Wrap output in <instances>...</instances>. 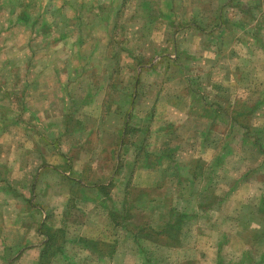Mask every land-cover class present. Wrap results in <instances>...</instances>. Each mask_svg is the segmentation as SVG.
Returning a JSON list of instances; mask_svg holds the SVG:
<instances>
[{"label":"rangeland","instance_id":"1","mask_svg":"<svg viewBox=\"0 0 264 264\" xmlns=\"http://www.w3.org/2000/svg\"><path fill=\"white\" fill-rule=\"evenodd\" d=\"M144 1L155 21L132 4L118 12L121 0H0V264H41L42 242L17 224L13 199L39 210L47 183L56 195L71 191L66 219L82 224L97 213L112 228L96 245L56 234L46 264H112L117 249L125 255L114 264H141L144 249L149 264H217L225 239V264H241V249L251 251L233 225L212 230L204 220L175 218L180 229L168 230L167 251L157 228L194 210V159L212 160L227 142L234 151L221 175L225 190L239 191L227 212L264 190L262 156L242 138L252 129L264 142V49L256 42L264 43V0ZM203 20L211 24L206 36ZM100 186L103 202H85ZM64 199L52 200L57 212ZM22 214L23 227H34ZM140 231L156 242H137Z\"/></svg>","mask_w":264,"mask_h":264},{"label":"crops","instance_id":"2","mask_svg":"<svg viewBox=\"0 0 264 264\" xmlns=\"http://www.w3.org/2000/svg\"><path fill=\"white\" fill-rule=\"evenodd\" d=\"M228 3L229 2H227V3L225 2V3H221V4H217V5H222V6H224L223 8H225ZM212 4H213V2H212ZM241 5L242 6H247L248 4L243 5L239 1L238 2V6H241ZM244 14H245V12H244ZM195 16H197V15H194V22L197 21V20H195ZM220 18H222V19L221 20L218 19V21H226V20H230L231 21L232 20L230 17H220ZM203 21H205V20H203ZM211 21H214V20H211ZM229 33H231V32H227L226 34H229ZM209 144H211V143H207L208 150H209ZM221 149L222 150L226 149L227 151H230V150L234 151V147H232L230 145H224L223 148H218V151L221 150ZM231 154L232 153H228V156L223 161H220V162L218 160H216V157L213 158L212 160L208 161V162L206 160H203L208 166H210V168L214 169V176L213 177H214V179L216 178V180L218 182V183H216L217 186L221 187L220 190L217 189V191H216V197L218 199L219 198L221 199V201L218 202L217 209L210 210V211H204L198 206V203H196V201H194V210L188 211V212L187 211L184 212V209H183V211L179 212V210H178V211L174 212L172 214V216L170 217V219H173V220H170L169 217H168V220H166V221L163 220L162 223L159 224L160 225V226H158L159 228H157V230L160 231V233H159V236H161V237H159V238H161L160 242H162V244H160V247L164 248L165 250L167 249V247L168 248L172 247L173 241L171 242L169 234L168 235H167V233H165L163 235H160V234H162V232L164 233V229H166V226H167L168 222H171L172 225L175 224L176 216H180L182 218H187L189 221H192L194 219V224H198V222H200L201 220H204L206 222L207 226H210L209 228H211L212 230L216 229L218 226H221V227L223 226L226 229V226L228 227L229 225H233L234 229L237 228V230H238V236L239 237L241 236L240 232H242V230H244V228L242 227L240 229V228L236 227L233 223H231V221H232L233 218L237 217V215L238 216L240 215L243 205L251 203L252 206H259L261 204V202L264 200V193H263L264 190H263V192L260 193V195L257 198H255L256 199L255 202H254V199L253 200L252 199L251 200L247 199L246 202H244V203H242V202L237 203L235 208L230 213L227 212L228 211L227 205L232 201V197L237 192H239L238 190L237 191L236 190L231 191L232 189L230 190L229 187L227 188V190H225V186L229 183V181H227V180L225 181L223 175H221V173L223 171L225 172V167L224 166L227 163L226 159L229 158L231 156ZM261 163H263V160L261 161ZM257 164H258V167H260L259 163H257ZM250 172L251 171L246 173L243 176V179L251 177ZM255 172H258V171H255ZM45 175H47V174H45ZM43 180L44 179L42 177V183L46 182V181H43ZM220 182H222V183H220ZM246 185H248V183H243L242 184V186H243L242 188H244ZM100 187H98V188L97 187H92V189H93L92 193H94V195L93 196H88L87 195L88 200H84V201L85 202H89L91 204L99 203V202L101 203L102 197L100 196L101 194L99 192V188ZM84 191L86 192L87 189H84ZM37 194H38V196L43 194L44 195V199H45V202H44L45 206L41 205L40 208L37 207L39 210H37L35 207H33V205H31L30 203H26L23 200L20 201V199L17 196L14 197L13 200L15 202V205L18 208L17 212L19 213V214H17L18 217H16L15 221L16 222L18 221L17 224L20 222V226L23 229L27 228V230H29L28 232H30V233L32 232V238L36 237V240L34 242H42L41 243V248L42 249L37 244H33V243L30 244L29 240H25V239L22 240L23 244L24 245L25 244H30L29 246L33 247L32 248L33 251L35 250L36 246H38L39 247V250H38L39 252H37V253H39L41 255H42V252H43L44 247H45L46 244L47 245L49 244L51 246V244L53 242H56V234H58V233L62 234L61 242H72V239H69V234L71 232L72 235L75 234L74 235L75 238L76 237L78 238V240L76 242L81 241L83 244H85V242H90L89 244L96 245V243H95L96 240H102V237L104 236V234H106L107 231L112 228L111 227V222H110L111 219L109 218L110 219L109 220L107 215H106L107 218L104 217V216L102 218L97 213L94 214L95 219L90 218V216H89V217H87L86 221L84 223H82V224L80 222L76 223V224L74 222H72L71 219L68 218L70 215L66 219L65 218V211L63 212V210H65V208L69 205V203L71 201L72 193H71L70 190H67V189L66 190H62L58 195H56V194H54V192H51L50 186H48V183H47L44 187H43V184H41L40 191H38ZM86 194H88V193H86ZM86 194H83L85 196L84 198H86ZM190 195H191V199L194 200V193H191ZM55 196H59V198H65L64 199L65 201H64V203L62 205L61 212H57L58 208L54 207L53 206L54 204L52 205V200L54 199ZM9 202H11V200H9ZM19 202H21V203H19ZM31 208H32V212H31V214H29ZM188 208H191L190 204H188ZM22 212H26L28 217L32 216L34 218L35 224H34V227H31V229L29 228L28 225L23 227L24 223H23V214H22ZM214 216H216V217H214ZM98 218H102V221H104V224H105V225H102L101 228L99 226H96V223H97L96 221H97ZM213 218L215 220H213ZM105 219L107 220L106 222H105ZM177 224H179V225L176 228H177V231H179L180 222H178ZM254 224H256V223H254ZM199 228L196 229V230H199ZM250 228H251V226H250ZM225 229H223V230H225ZM28 232H26V235H28L27 234ZM54 232H56V233H54ZM199 232L200 233L201 232L205 233L204 228H202V231L200 230ZM176 233H178V232H176ZM26 235H24V236H26ZM134 235H136L135 238L137 240H139L137 242H140L142 245L144 243L143 241H146V239H148L149 242H156L155 240L152 239L151 236H148L147 234H143L142 231H140L138 233L136 232ZM178 236L181 237V234H179ZM178 236H176V238ZM226 237H228L227 234H226ZM242 237H243V240H244L242 243H243V246L245 248V246L247 247V245H246L247 240L244 239V236H242ZM176 241H174V242H176ZM114 242H119V241H118V239H116V240H114ZM219 242H221V241H219ZM224 242H227V239H225L222 243L217 244V251H218L217 252V264L219 263V261H221V258H222V261H224V262L227 261L226 257L223 256L224 254H222V252L224 250V245H227V243H224ZM85 248L86 247H83V249H81V248L80 249L85 251ZM66 249H68V246H66L65 244L62 245V243H61V252L63 253ZM144 251H145L144 252L145 255L148 257L147 250L144 249ZM241 253L244 255L246 253V250L241 249ZM41 255H40V260H41ZM124 255L122 253H120V251L117 249L116 253L112 257V260H111L112 264H114L117 260H119L120 257L122 258ZM145 255L142 254V257H143L144 261H142L141 264H149L150 263V262H148V260L146 261V256ZM101 256H102V254H101ZM83 257H84L83 260H79V261H81V263L86 262L87 261L86 259H88V258H85V256H83ZM79 258L80 257H78L76 260L78 261ZM99 258H100V256H99ZM99 258H97V261H98ZM196 262L197 261L194 259V264H196ZM34 263L35 264L37 263V259H34ZM88 264H90L89 261H88Z\"/></svg>","mask_w":264,"mask_h":264},{"label":"trees","instance_id":"3","mask_svg":"<svg viewBox=\"0 0 264 264\" xmlns=\"http://www.w3.org/2000/svg\"><path fill=\"white\" fill-rule=\"evenodd\" d=\"M10 4L12 6L16 5L17 0H9ZM19 4V3H18ZM134 9H137L139 7H143L146 11H148V18L155 21V15L153 12V9L150 7V3L144 1V0H121L120 10L118 12L123 13L127 6L131 5ZM119 16V15H118ZM222 18L219 17V20ZM230 22L229 20L220 22L225 23ZM117 24V22H116ZM206 23V20L204 21V26H200V30L202 33H204V36L207 35V31L210 29L211 24ZM209 25V26H208ZM260 27V26H259ZM116 28V29H115ZM119 30L118 26L116 25L114 27V30L112 32L113 37L108 46L116 39L115 34ZM261 30V27H260ZM256 36L258 33L255 34ZM115 36V37H114ZM259 43L260 48L264 49V43L261 41H257ZM257 104V102H256ZM255 108H259L255 105ZM247 116V114H245ZM254 130V129H253ZM231 132V131H229ZM243 143H250L255 150L259 152V154L262 156L264 165V142H261L260 140V134L258 132H254L251 130L244 131V134L242 135ZM207 145L209 142V135H206L203 140L202 144ZM227 145H230L229 142L226 143ZM207 147V146H206ZM233 152L232 150L227 151L225 150H219L218 154L216 155V160L223 161L227 156L228 153ZM211 170V171H210ZM214 169L210 168L203 160L201 159H194V171L191 175V181H188V185L190 188H192V192L194 193V201L198 203V206L204 210V211H210L217 209L218 202L221 201V199L216 197V191H217V180L214 179ZM180 176H178L179 178ZM191 182V183H190ZM107 188L106 186H101L99 188L100 194H105ZM234 190V189H233ZM231 190V191H233ZM190 193V194H191ZM264 193V192H263ZM177 219H182L180 216H176ZM180 222V220L178 221ZM177 222V223H178ZM175 223V224H177ZM231 223H233L238 228H244L242 230L243 232H246V235H244V239L247 240L246 245H251V251L246 252L243 255L242 263L241 264H254L255 261L259 262L260 264L264 263V200L261 202L259 206H252L251 203L245 204L242 207V211L240 215L232 219ZM249 223H259L261 226V230L259 229H253L250 228L248 225ZM174 225L171 224V222L167 223L166 229H164V233H167L169 229H173ZM249 229V230H245ZM241 231V230H240ZM241 235V232H240ZM51 248V246L48 244L45 245L44 250L41 255V264H46L47 259V251ZM261 253V254H260ZM218 264H225L224 261H219Z\"/></svg>","mask_w":264,"mask_h":264}]
</instances>
